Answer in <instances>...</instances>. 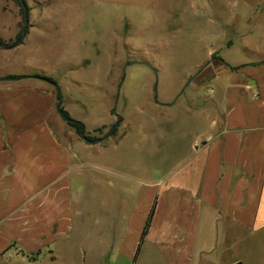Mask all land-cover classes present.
<instances>
[{"label": "rangeland", "instance_id": "rangeland-1", "mask_svg": "<svg viewBox=\"0 0 264 264\" xmlns=\"http://www.w3.org/2000/svg\"><path fill=\"white\" fill-rule=\"evenodd\" d=\"M22 2L25 18L16 0H0L1 41H12L26 26L18 45L0 47V84L34 75L51 78L60 96L74 101L70 116L85 131L106 126L88 132L102 140L87 151L90 165L76 177L82 199L99 191V182L106 179L116 183L108 188L110 194L118 190L127 195L168 177L172 147L178 150L176 164H181L189 142L203 128L192 104L205 100L206 112L212 107L204 69L220 62L223 52L236 55V49H225L235 36L243 41L247 33L259 46L263 33L264 0ZM117 117L123 123L116 134L103 136ZM98 204H92L89 223L75 220L72 232L34 259L2 256L0 264H132L117 257L111 246L109 255L101 257V247L106 249L101 241L112 244L116 239L106 230L108 222H101ZM124 213L127 217V205ZM112 218L106 219L109 225ZM256 241L238 244L214 264H264V240Z\"/></svg>", "mask_w": 264, "mask_h": 264}, {"label": "crops", "instance_id": "crops-1", "mask_svg": "<svg viewBox=\"0 0 264 264\" xmlns=\"http://www.w3.org/2000/svg\"><path fill=\"white\" fill-rule=\"evenodd\" d=\"M260 25L259 46L247 33L243 41L235 36L225 49H236V55L223 52L220 62L204 69L212 107L206 112L205 100L192 104L203 128L181 164L172 147L168 177L127 195L110 194L116 183L106 179L99 191L81 198L75 180L90 165L86 153L98 141L85 143L59 119L50 82L31 77L0 84V257L32 256L52 247L74 230L75 220L89 223L95 201L116 239L101 241L102 258L111 246L132 264H214L238 244L263 242L264 21ZM73 102L60 96L70 118Z\"/></svg>", "mask_w": 264, "mask_h": 264}, {"label": "trees", "instance_id": "trees-1", "mask_svg": "<svg viewBox=\"0 0 264 264\" xmlns=\"http://www.w3.org/2000/svg\"><path fill=\"white\" fill-rule=\"evenodd\" d=\"M18 3H19V0H16ZM22 1V0H21ZM25 29H26V26H23L19 29V31L17 32L15 38L12 40V41H9L8 43H3L0 39V47H7V46H12V45H18L20 42H21V38H22V35L23 33L25 32ZM34 78H40V79H43V80H46L48 82H50L54 87H55V91L56 93L58 94V97L60 98V95H59V92H58V89H57V86L55 84V82L51 79V78H48V77H44V76H38V75H34L33 76ZM62 109V108H61ZM63 113L69 118V121L66 122V124L71 127L75 134L80 138L82 139L85 143H95L97 141H99L101 139V137H96L95 135H90L89 133L85 132L84 130V127H83V124L77 120H73L72 118H70L68 116V114L62 109ZM122 119L121 117H117L116 121L114 124L110 125L109 126V129L106 133H104L103 136H113L116 134L117 132V129L121 123ZM106 126H100V127H97L95 129L92 130L93 133L95 132H100L102 130V128H104ZM152 213H153V207L147 217V220H146V223L144 225V228H143V231H142V234H141V240L143 239L144 235L146 234L147 230H148V227H149V224H150V221H151V217H152ZM39 252H36L35 254H38ZM34 254V255H35ZM34 255L32 256H29V258H33L34 259Z\"/></svg>", "mask_w": 264, "mask_h": 264}, {"label": "water", "instance_id": "water-1", "mask_svg": "<svg viewBox=\"0 0 264 264\" xmlns=\"http://www.w3.org/2000/svg\"><path fill=\"white\" fill-rule=\"evenodd\" d=\"M19 4H20V6L22 8L23 15H24V18H25V7L23 5V2L21 0H19ZM131 63H136V62H131ZM144 64L147 65L146 63H144ZM154 73H155V71H154ZM154 94H155L154 99L156 100V84L154 85ZM60 104H61L60 103V98L58 97V94L56 93L55 94L54 111L57 114V116L59 117V119H61L63 122H68L69 118L63 113ZM235 264H241V263L237 262Z\"/></svg>", "mask_w": 264, "mask_h": 264}]
</instances>
